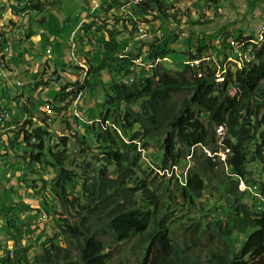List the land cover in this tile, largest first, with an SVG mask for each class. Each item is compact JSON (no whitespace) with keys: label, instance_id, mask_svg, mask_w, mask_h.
Wrapping results in <instances>:
<instances>
[{"label":"trees","instance_id":"trees-1","mask_svg":"<svg viewBox=\"0 0 264 264\" xmlns=\"http://www.w3.org/2000/svg\"><path fill=\"white\" fill-rule=\"evenodd\" d=\"M45 5L42 0H29L27 8L40 12ZM131 8L135 13L175 19L159 0H145ZM106 34L100 42L103 50L93 56L97 65L91 62L89 74L92 69H106L122 79L131 72L132 61L154 62L173 52L161 40L149 45L145 57L138 50L133 59H125L115 39L119 30L109 29ZM194 37L193 32L185 37L187 47L193 49L188 56L201 60L213 46L206 37ZM211 39L220 40L224 50L229 48V54L236 55L224 30ZM232 40L244 48L251 46V60L240 59L242 66L234 71L225 68L219 85L214 81L215 66L204 67L200 61L195 66L184 63L174 72L159 62L148 75L142 71L130 82L113 80L104 86L107 107L99 120L86 127L96 152L90 149L86 134L77 130L73 133L79 147L75 155L66 151L68 136L58 137L52 146L45 125L25 130L30 120L19 124L7 145L23 144L37 164L57 168L47 184L24 179L25 175L19 180L33 189L57 231L45 233L41 251L30 258L32 246L25 245L19 256L8 254L0 258V264H113L112 253L124 242L134 240L131 248L136 251L166 235L172 237V249L153 264H264V179L255 178L249 169L256 163L264 175V30L260 36L237 34ZM223 51L217 50L221 66L228 54ZM83 81L93 87L88 78ZM85 84L59 85L60 95L65 97L69 86L81 89ZM0 91L7 98L8 91L4 87ZM206 95L211 96L209 101ZM219 125L224 126V134L215 132ZM151 139L158 142L159 158L143 167L141 149ZM219 147L229 149L225 160L215 155ZM240 181L245 183L244 190H238ZM1 203L2 211L37 210L22 197L8 205ZM200 203L208 206L206 212ZM195 211L204 212V219ZM31 215L34 222L37 214ZM2 220L12 246L20 248L26 224H16L14 214ZM117 264H128L127 258L121 257Z\"/></svg>","mask_w":264,"mask_h":264},{"label":"rangeland","instance_id":"rangeland-1","mask_svg":"<svg viewBox=\"0 0 264 264\" xmlns=\"http://www.w3.org/2000/svg\"><path fill=\"white\" fill-rule=\"evenodd\" d=\"M11 1L13 2L15 0H9V3H11ZM42 1L46 2L44 10L39 12L42 17L38 15V11L24 9V14L21 13V15L18 13L17 8H13V5H11V11L8 7V9L6 8L7 11L5 15L0 16V23H4L0 25V33L3 32L6 34L11 41L8 52L10 56L8 58L5 57L7 54H2V52H5L3 49L4 44L3 48L0 46V60H2L4 64L3 72L6 76L9 74L7 72L17 68H22L26 71L27 73L24 72L21 76L12 75L14 78L11 79L9 86L11 84L10 87H17V82H21L20 88H23L25 86L23 80H25L26 85H30V88L27 89L26 92H28L27 94L30 92L31 95V101L24 100L26 102L25 106H22L23 110H19L14 117H9V113L4 116V112H6L9 107H7V104L1 102V98L3 97L2 95L0 96V202L3 201L5 205H8L12 200L22 197L31 208H37V210L42 212L38 215L37 210L21 211L19 207H14L11 211H2L0 208V245L2 248L3 245L12 246V240L10 237L7 238V228L3 225L2 219L14 214V221L16 224L20 222L26 224V226L23 227L22 239L19 241L20 248H14L12 246L15 258L19 256L22 246L25 245L32 246V250L30 254H28L29 258L32 256V253L40 252L41 240L44 234H53L57 231L55 222L50 215L46 214V218L43 219V212L45 210L39 205L38 197L33 195V189L27 188L24 183L19 182L23 175H25L24 179H33L41 184H47L57 173V168L45 163L37 164L29 158V153L23 144L13 147L9 144L7 145L9 140H13L9 138H13L16 135L15 132L18 131L19 124L29 119L30 124L25 126V130H31L33 127L45 125L44 127L50 133L49 144L52 146L55 142H58V137L68 136L66 151L75 152V155L78 153L77 150L79 147L73 133L77 130L78 134H86L90 149L96 152L97 150L92 143V135L86 132V127L90 122L97 119L99 120L107 107L105 103L106 96L104 86H109V83L113 80L119 82V80L123 79L124 82H130L131 79H133L132 76L138 72L142 73L143 71L144 75H148L151 72V68L147 69V66H136L132 63V65L129 66L131 72L128 73V77H122V79L120 78L121 75L120 77L115 74L110 75L106 69L99 72H95L92 69L90 74L87 73L89 67L92 66L91 62L95 64L93 56L101 53L103 50L100 42H103L104 39L108 37L106 34L107 30L113 28L119 30V34L116 35L115 39L119 43V55H121V57L122 55H126L125 59H129V57L133 59V53L138 50L141 55L145 57L150 50L149 45L152 42L166 40L168 48L173 52L167 55L166 59L159 62H161L165 70H171L172 72L182 69L185 61L189 59L188 52H192L193 50L187 47L185 37L192 32L193 36H196L194 38L206 37V39H209L208 44L213 47L207 48L204 51V57L201 60L199 59V62L203 61L204 67L207 65L211 67L215 66L214 81L217 85L223 81L222 78L225 68L234 71L237 67L242 66V61H240V59H244L246 62L251 60L249 55L251 46L248 45L244 48L242 43L238 44L234 42L232 37L237 34H241L244 37L260 36L264 30V0H159L166 4L168 9L171 10V13L175 14V19L169 20L162 15H158L157 12H155L157 13L155 15L135 13L131 8L137 5V2H134V0H105L108 3L101 1L100 4L104 3L105 5H98V9L93 12L92 16L88 14L91 9L92 0ZM144 1L145 0H143V2ZM9 3L7 2L3 5L2 9ZM0 14H3L1 9ZM89 17H92V21L88 19ZM87 19L88 24L85 26ZM133 21L135 22L134 25ZM79 23H84L85 30L81 37V34H79V39H77L79 44L75 46L73 51L78 61L83 63L84 61L86 62V69L83 68V70H81L80 67L78 68L74 63L75 61H73L68 53L71 48L69 34ZM221 30L226 32V41H229L234 46L235 56L229 54L231 53L229 48H225L224 50L225 45H222L220 40L211 39L212 34ZM33 31L36 35H39L40 38L43 37L42 42H38L40 38L37 39V42L32 39L28 40L31 38ZM51 35V38L54 37L55 39L53 41L54 43L57 39H60L63 46V54L60 52L61 57L58 56L62 67L60 73L52 71L51 63H47L49 67L48 65L46 66V64H40L39 69L36 67L38 70H35L32 66L33 63L29 62L39 56L33 54V52L36 50L45 51L46 47L51 45V42H49L48 45L46 42L45 45L41 46L42 43L48 41ZM162 35L164 36L162 37ZM23 42H25V46H20ZM217 50H224L223 53L225 56L226 53H228L222 66L219 62L220 57ZM57 52L58 51L55 49L50 57L40 56L39 59L41 60L43 57L44 59H49V62H52ZM1 55L4 56L3 59ZM141 64L146 63L143 62ZM69 66H74L75 73L72 72L69 74L67 71ZM24 77L25 79H23ZM84 78H88L87 82L93 84V87H88V84H85L86 80L83 81ZM39 81L44 82V84L36 85L35 83ZM76 81L85 84L84 88L79 89L75 85L69 86L65 97H61L60 93L62 91H60L59 85L73 84ZM38 86L40 87L39 89H37ZM1 88H3V83L0 86V90ZM7 88L8 85L6 83V85H4L6 93ZM216 89L214 96L218 94V88L216 87ZM15 91L16 88H12L11 93L13 94ZM68 91L70 92L69 94ZM1 93L0 91V94ZM186 94L187 93L184 92L183 96ZM6 97L9 101V93H7ZM204 97L209 101L211 96L206 95ZM32 101L35 103V106ZM47 101H49L50 104V106L47 104V110L50 112L47 114L50 120L46 119L48 115H46L44 111ZM15 109V105L11 107V110L14 111ZM31 109H34L32 110L33 112H31ZM22 137L23 135L21 134L16 140L20 142L22 141ZM157 143L156 140L151 139L148 141V146L142 149L143 167L157 162L160 154V148ZM217 154L220 155V159L223 160L224 152L219 150ZM184 169H186V167ZM249 169L252 170V174L255 178L258 179L260 177L264 179V175L259 173L260 169L256 163L249 165ZM31 170H34V172ZM24 172L25 174H23ZM244 188L245 185L241 182L238 190ZM200 206L202 207V211H207L208 206L203 203H200ZM202 211H195L200 218H203V216L201 217L202 213H204ZM31 214H37V219L34 222L31 221ZM249 231L246 234H248ZM8 240L11 241L8 242ZM6 242H8V244ZM133 243L134 240L130 239L113 251V264H117L121 257L127 258L128 264H153L158 257L161 255H168L172 249V237L168 235L162 237L158 242L149 245L145 244L144 249L136 251H132L131 247ZM11 253L12 252L8 251L9 255H12Z\"/></svg>","mask_w":264,"mask_h":264},{"label":"crops","instance_id":"crops-1","mask_svg":"<svg viewBox=\"0 0 264 264\" xmlns=\"http://www.w3.org/2000/svg\"><path fill=\"white\" fill-rule=\"evenodd\" d=\"M56 0H54V2H55ZM95 0H92V2H91V4L94 2ZM102 1H105V0H102ZM9 3V0H0V4L1 5H5L6 3ZM45 2V1H44ZM6 8L8 9V6H6ZM5 8V11H7V9ZM11 10H12V8H11ZM10 10V11H11ZM44 10V9H43ZM14 12V11H13ZM41 12V11H40ZM38 15H40L39 14V12H38ZM8 16V15H7ZM41 16V15H40ZM42 17V16H41ZM44 18V17H43ZM92 17H89L88 19H91ZM9 19V18H8ZM88 19H87V22H86V24H85V26L88 24ZM44 20H45V18H44ZM91 21H92V19H91ZM44 22V21H43ZM4 23H0V25H3ZM5 24H6V22H5ZM84 30H85V28H84ZM83 33V32H82ZM46 35V34H45ZM45 35H41V36H45ZM70 35V34H69ZM83 34H81L80 35V37L82 36ZM52 37V35L49 37V39H48V41H45L44 43H42V45L41 46H43V45H45L46 44V42H47V45L49 44V42H51L50 44L51 45H49V47L47 46L46 47V49H45V51H42V50H36L35 52H33V54H37V55H39L38 57H36V58H34V59H32L31 61H29L30 63H33V67L35 68V70L37 69L36 67H38V69H39V66H40V64H42V65H45L46 64V66L48 65L47 63H51V69H53L52 71H57V72H59L60 73V70H62V67H61V65H60V59H59V57H61V54H60V52L62 53V44H61V42H60V39H57L56 40V42L54 43L53 41L55 40L54 39V37L53 38H51ZM40 38V36L39 35H36L35 34V32L33 31L32 32V34H31V38L30 39H28V40H33V41H36L37 42V39H39ZM78 39H79V37H78ZM52 40V41H51ZM42 42L43 41V37H41L39 40H38V42ZM25 42H23L20 46H25V44H24ZM79 43L77 42V45H78ZM84 44H85V42H84ZM87 45H89L88 43H86ZM89 48V47H88ZM55 49L58 51L57 52V54H56V57H54V59H52V62H49V59L47 60V59H44L43 57H42V59L40 60L39 59V57L40 56H44V57H50V55L51 54H53V52L55 51ZM33 50H35V49H33ZM9 52V48H7L6 50H5V52H2V54L3 55H5V54H7V56H5L6 58H8L9 56H10V53H8ZM63 54V53H62ZM64 54H65V52H64ZM3 55H1V56H3ZM66 55V54H65ZM59 56V57H58ZM64 56V55H63ZM58 57V58H57ZM30 65V64H29ZM48 67H49V65H48ZM25 68H28V67H25ZM37 69V70H38ZM49 69V68H48ZM12 70V69H11ZM18 70V71H17ZM67 71L69 72V74L70 73H75V68H74V66L72 67V66H69V68L67 69ZM24 72L25 73H27L26 71H24L22 68H17V69H14V70H12V71H10V72H7V73H9L8 75H6L2 80H6V82L5 83H7L8 84V88H7V91H8V93H9V101L7 100V98H5V97H3V98H1V102L2 103H4V104H7V107H9V109L6 111L7 112V114L9 113L10 115H9V117H14L15 116V114H17V112L19 111V110H23L22 109V106H25V102L26 101H24V100H27V101H31V98H30V92H29V94H27L28 92H26L27 91V89H29L30 88V86L29 85H26V83H25V80H23V84L25 85L23 88H20L19 86H17V87H10L11 86V84H10V86H9V83L11 82V79L12 78H14V77H12V75H22V74H24ZM62 73H64V72H62ZM5 75V74H4ZM23 79H25V77L23 78ZM16 80H20V79H16ZM27 80H28V77H27ZM29 81V80H28ZM31 82V81H30ZM5 83H3V87H4V85H5ZM10 87V88H9ZM12 88L13 89H15L16 88V91H15V93H11V90H12ZM40 87L38 86V88L37 89H39ZM42 88V87H41ZM6 89V88H5ZM30 91V90H29ZM66 92V91H65ZM23 94V95H22ZM21 96H23V97H21ZM12 98H16L15 100H17V101H19V102H21L20 103V105H17L16 104V102L15 101H13L12 100ZM32 103H34L33 101H32ZM16 106V109L13 111V110H11V107L12 106ZM34 106H35V103H34ZM32 110H34V109H31V112H33ZM26 119V118H25ZM11 138V137H10ZM0 204H2L1 202H0ZM11 240H8V242H10ZM8 242H6L7 244H8ZM8 251H10V252H12L11 254H13V248H12V246H7V245H3V248L1 247V245H0V258L1 257H5V255L7 256V254H8Z\"/></svg>","mask_w":264,"mask_h":264},{"label":"built area","instance_id":"built-area-1","mask_svg":"<svg viewBox=\"0 0 264 264\" xmlns=\"http://www.w3.org/2000/svg\"><path fill=\"white\" fill-rule=\"evenodd\" d=\"M102 0H95L92 4H91V9H90V11L88 12V14L89 15H93V12L96 10V9H98V5H105L104 3H108L107 1H104V3H101L100 4V2H101ZM134 2H139V3H142L143 2V0H134ZM29 4V2H27V0H15V1H11V3H9L7 6L9 7V9L11 10V5H13V8H18V9H24V10H29L28 8H27V5ZM107 5V4H106ZM0 7H3V5H1L0 4ZM5 8H6V6H5ZM5 8L3 9V14H0V16H4L5 15V13H6V11H5ZM29 12V11H28ZM84 31V23L83 24H81V23H79V24H77L76 26H75V28L70 32V35H69V38H70V40H71V45H70V50H69V55H70V57L73 59V61H75V64L76 63H79V61H78V58H77V56L74 54V51H73V49L75 48V46L77 45V39H78V37H79V34H83L82 32ZM0 40L3 42V44H4V51L7 49V48H10L9 47V45H10V43H11V41H10V39H8V36L6 35V34H4L3 32L2 33H0ZM122 57H126V55H122ZM136 58H139V59H141L140 57H136ZM164 59H166V58H156L155 59V61L154 62H152V61H149V62H147L146 64H147V69L148 68H151V67H153V65L154 64H156L157 62H159V61H162V60H164ZM144 62V61H143ZM145 63V62H144ZM185 63H187V64H189L190 66H195V60L193 59V60H186L185 61ZM5 77V75H4V72H3V69H0V86H1V84L2 83H5L6 82V80H2L3 78ZM132 80V79H131ZM5 85H6V83H5ZM8 85V84H7ZM20 85H21V82H17V86H19L20 87ZM45 112H46V115H48L49 114V112H48V110H47V103L45 104V110H44ZM48 113V114H47ZM7 115V112H4V116H6ZM48 118H46L47 120H50V117H49V115L47 116ZM222 130H223V128H222V126H218L217 128H216V132H217V134H222ZM33 139V138H32ZM217 149H219V148H217ZM142 150V149H141ZM174 169L176 170V168L174 167ZM44 218H46V214L43 212V219Z\"/></svg>","mask_w":264,"mask_h":264},{"label":"bare ground","instance_id":"bare-ground-1","mask_svg":"<svg viewBox=\"0 0 264 264\" xmlns=\"http://www.w3.org/2000/svg\"><path fill=\"white\" fill-rule=\"evenodd\" d=\"M28 2H29V0H28ZM137 4H140L139 2H137ZM0 9H1V12L3 13V9H2V7H0ZM17 10H18V13L19 14H21V13H23V9H18L17 8ZM16 14V13H15ZM24 14V13H23ZM22 15V14H21ZM18 16H20V15H18ZM23 17H24V15H23ZM121 57V56H120ZM203 59V58H202ZM190 60V59H189ZM136 66H139V65H142V66H145L146 64H141V63H143V62H139L138 60H134V61H132ZM75 63V62H74ZM199 63V60H195V64H198ZM86 62L84 61V63L83 62H80L79 61V63H76V65L78 66V68L80 67L81 68V70H83V68L84 69H86ZM147 66V65H146ZM145 66V67H146ZM154 66H156V65H154ZM153 66V67H154ZM223 79V78H222ZM48 104V103H47ZM49 105V104H48ZM50 106V105H49ZM50 113V112H49ZM228 150H224L223 152H224V155L226 154V152H227ZM219 152V151H218ZM217 152V153H218ZM217 153H215V155H218ZM224 159V158H223Z\"/></svg>","mask_w":264,"mask_h":264},{"label":"clouds","instance_id":"clouds-1","mask_svg":"<svg viewBox=\"0 0 264 264\" xmlns=\"http://www.w3.org/2000/svg\"><path fill=\"white\" fill-rule=\"evenodd\" d=\"M261 34H262V33H261ZM219 126H222V128H223L222 133L224 134V126H223V125H219ZM217 127H218V126H217ZM217 127L214 128L215 132H216V128H217ZM216 133H217V132H216ZM219 150L224 151L225 149L219 147ZM228 150H229V149H228ZM227 153H228V151H227L226 154L224 155V159H223V160H225ZM217 156H218V159H219V160H222V159H220V155H217ZM241 182L245 185V183H244L243 181H240L239 184H240ZM238 188H239V187H238ZM245 188H246V186H245ZM245 188H244V189H245ZM244 189H242V190H244Z\"/></svg>","mask_w":264,"mask_h":264}]
</instances>
